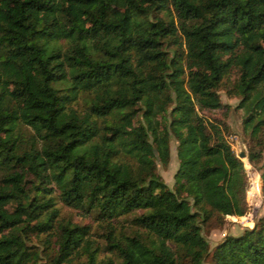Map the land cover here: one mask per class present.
I'll use <instances>...</instances> for the list:
<instances>
[{"label":"trees","instance_id":"1","mask_svg":"<svg viewBox=\"0 0 264 264\" xmlns=\"http://www.w3.org/2000/svg\"><path fill=\"white\" fill-rule=\"evenodd\" d=\"M233 68L264 197V0H0V264H37L25 234L52 230L50 264L70 262L86 227L56 221L54 198L107 226L139 211L144 236L104 234L122 264H201V225L248 210L241 160L196 112L221 106ZM18 124L32 130L28 147ZM170 136L172 188L155 171ZM209 258L264 264V216ZM79 264L103 263L89 251Z\"/></svg>","mask_w":264,"mask_h":264},{"label":"rangeland","instance_id":"2","mask_svg":"<svg viewBox=\"0 0 264 264\" xmlns=\"http://www.w3.org/2000/svg\"><path fill=\"white\" fill-rule=\"evenodd\" d=\"M235 78L236 70L234 68L230 69L218 85L217 96L221 104L218 109L200 110L196 108V112L203 119L215 122L220 126L224 139L237 156L239 152H244V155L246 154L249 141L247 133L242 130L241 123L243 113L242 110L237 107L238 98L230 92ZM83 97V95H80L77 99L76 104L79 109H82L83 105H85ZM167 109H169V107H167ZM14 133L17 135V140L19 144H21V147H28L34 141L32 130L25 125L18 124ZM168 145V162L165 166L156 163L155 171L167 187L172 188V176L177 167V159L175 157L176 142L171 136L169 137ZM238 158L241 160L245 172V201L248 210L244 215L239 217L226 215L222 218L221 222L211 219L201 225V235L208 245L207 255L203 258L201 264H212L210 262L209 253L224 236L237 235L243 228H251L254 221L259 217L254 215L253 210L257 208L260 203H264V197L260 194V178L258 172L247 162L245 156ZM132 161V159L129 160V162L133 163ZM4 172L5 170L0 168V185ZM254 177L256 183L254 182ZM29 184L30 183L26 184L28 188H30ZM48 189V191H51L54 188L48 185ZM30 193L32 195L34 194L32 188H30ZM49 195L56 196V192L53 191ZM54 207L57 210L56 221L69 222L70 224L86 227L84 239L77 250H74L76 252L71 255L68 264L85 262L89 251L92 253L95 262H101L103 264H122L120 257L105 246L104 234L109 228L112 230V234L121 242H126L125 237H131L135 234L144 236V232L132 222V218L138 214L139 211L119 216L111 220L110 225L107 226L108 223L95 219L93 214H84L78 209L67 207L61 204L56 198H54ZM8 209L9 211L12 209L11 205H8ZM53 232L52 230L49 234L43 232L32 233L29 231L25 234V244L27 248L37 253V264H50V260L56 250L55 236L52 235Z\"/></svg>","mask_w":264,"mask_h":264},{"label":"crops","instance_id":"3","mask_svg":"<svg viewBox=\"0 0 264 264\" xmlns=\"http://www.w3.org/2000/svg\"><path fill=\"white\" fill-rule=\"evenodd\" d=\"M255 216H264V203H260V205L253 210Z\"/></svg>","mask_w":264,"mask_h":264},{"label":"water","instance_id":"4","mask_svg":"<svg viewBox=\"0 0 264 264\" xmlns=\"http://www.w3.org/2000/svg\"><path fill=\"white\" fill-rule=\"evenodd\" d=\"M237 156L238 157H244V152H239Z\"/></svg>","mask_w":264,"mask_h":264},{"label":"bare ground","instance_id":"5","mask_svg":"<svg viewBox=\"0 0 264 264\" xmlns=\"http://www.w3.org/2000/svg\"><path fill=\"white\" fill-rule=\"evenodd\" d=\"M258 180V179H257ZM254 182L256 183V179H255V177H254ZM258 183V182H257Z\"/></svg>","mask_w":264,"mask_h":264}]
</instances>
